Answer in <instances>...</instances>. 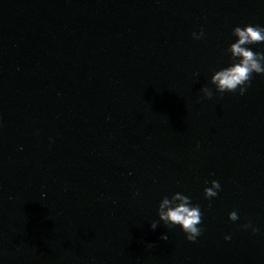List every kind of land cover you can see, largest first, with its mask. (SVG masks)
Returning <instances> with one entry per match:
<instances>
[{"label":"water","instance_id":"obj_1","mask_svg":"<svg viewBox=\"0 0 264 264\" xmlns=\"http://www.w3.org/2000/svg\"><path fill=\"white\" fill-rule=\"evenodd\" d=\"M249 24L264 0H0V264H264V76L210 83ZM176 192L195 242L151 228Z\"/></svg>","mask_w":264,"mask_h":264},{"label":"clouds","instance_id":"obj_2","mask_svg":"<svg viewBox=\"0 0 264 264\" xmlns=\"http://www.w3.org/2000/svg\"><path fill=\"white\" fill-rule=\"evenodd\" d=\"M234 42L225 50L230 56V62L216 70L211 76L210 83L220 95L225 93H235L243 96L251 87L253 75L264 76V52H255L252 46L264 44V27L258 25L236 26L232 30ZM205 37L201 29L198 33L193 32L194 40H201ZM204 98L211 99L213 90L204 87L201 89ZM221 191V184L212 180L210 186L204 188V198L206 200L215 199ZM158 221L151 224L155 231L160 222L170 229L178 228L184 233L187 241L195 242L203 234L202 224L203 213L199 204H193L190 196L176 192L170 198L165 196L159 202L157 208ZM237 211L233 210L228 215L230 222L238 220ZM245 230L251 229L253 234L258 229L251 222L243 225ZM162 240H167V234L161 236ZM225 241L231 240L230 235L224 237ZM151 245H149L150 247Z\"/></svg>","mask_w":264,"mask_h":264}]
</instances>
